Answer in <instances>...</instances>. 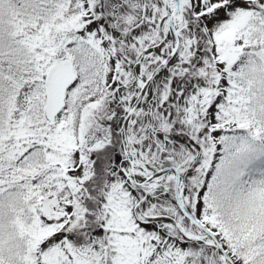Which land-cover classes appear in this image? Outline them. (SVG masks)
<instances>
[{"label": "snow or ice", "instance_id": "snow-or-ice-1", "mask_svg": "<svg viewBox=\"0 0 264 264\" xmlns=\"http://www.w3.org/2000/svg\"><path fill=\"white\" fill-rule=\"evenodd\" d=\"M0 264H264V0H0Z\"/></svg>", "mask_w": 264, "mask_h": 264}]
</instances>
